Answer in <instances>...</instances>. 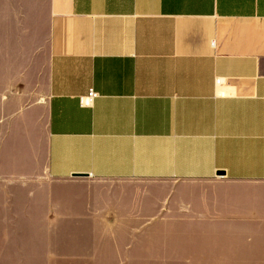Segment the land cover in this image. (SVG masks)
<instances>
[{
    "label": "crops",
    "instance_id": "obj_1",
    "mask_svg": "<svg viewBox=\"0 0 264 264\" xmlns=\"http://www.w3.org/2000/svg\"><path fill=\"white\" fill-rule=\"evenodd\" d=\"M0 180L101 264L264 234V0H0Z\"/></svg>",
    "mask_w": 264,
    "mask_h": 264
},
{
    "label": "rangeland",
    "instance_id": "obj_2",
    "mask_svg": "<svg viewBox=\"0 0 264 264\" xmlns=\"http://www.w3.org/2000/svg\"><path fill=\"white\" fill-rule=\"evenodd\" d=\"M46 184L0 180V264H101L84 260L79 241H69L57 201L45 199ZM261 188H264L262 186ZM60 226V227H59ZM252 239L254 249L244 242ZM167 264H264V234L176 233L149 242ZM163 254V255H162ZM95 262V263H90Z\"/></svg>",
    "mask_w": 264,
    "mask_h": 264
},
{
    "label": "built area",
    "instance_id": "obj_3",
    "mask_svg": "<svg viewBox=\"0 0 264 264\" xmlns=\"http://www.w3.org/2000/svg\"><path fill=\"white\" fill-rule=\"evenodd\" d=\"M97 97V93L90 90L88 94L81 98V104L85 106H90L94 100V98Z\"/></svg>",
    "mask_w": 264,
    "mask_h": 264
},
{
    "label": "water",
    "instance_id": "obj_4",
    "mask_svg": "<svg viewBox=\"0 0 264 264\" xmlns=\"http://www.w3.org/2000/svg\"><path fill=\"white\" fill-rule=\"evenodd\" d=\"M219 175H222L221 173H219Z\"/></svg>",
    "mask_w": 264,
    "mask_h": 264
}]
</instances>
